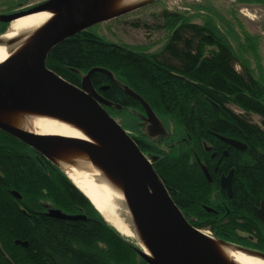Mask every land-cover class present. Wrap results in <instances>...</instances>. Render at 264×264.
Listing matches in <instances>:
<instances>
[{
  "label": "trees",
  "instance_id": "1",
  "mask_svg": "<svg viewBox=\"0 0 264 264\" xmlns=\"http://www.w3.org/2000/svg\"><path fill=\"white\" fill-rule=\"evenodd\" d=\"M164 22L168 40L155 53L117 45L86 30L56 46L47 68L80 87L83 75L105 69L111 76L95 72L91 82L113 104L106 107L108 111L147 117L130 90L160 119H173L176 135L167 134L160 144L147 130L129 125L140 149L156 158L154 168L173 201L186 218L196 219L197 223L191 222L195 228L264 252V226L255 213L264 199V84L245 68L228 36L213 21L201 25L166 12ZM177 135L183 138L174 142ZM218 135L238 140L249 150L229 146ZM204 144L219 149L222 160L218 172L208 167L211 182L198 161L208 157L199 150L205 149ZM166 145L167 151L162 150ZM226 149H231L229 157H223ZM232 169L230 199L220 187V177ZM13 191L23 200L14 201ZM42 201L64 213L81 211L87 220L44 216ZM213 205L216 211H208ZM251 236L260 240L259 248L246 244ZM17 240L29 246L16 245ZM127 242L43 154L0 129V264H129L136 255L141 264H149L143 252Z\"/></svg>",
  "mask_w": 264,
  "mask_h": 264
},
{
  "label": "water",
  "instance_id": "2",
  "mask_svg": "<svg viewBox=\"0 0 264 264\" xmlns=\"http://www.w3.org/2000/svg\"><path fill=\"white\" fill-rule=\"evenodd\" d=\"M95 1L52 0L42 6L1 17L3 22L13 23L26 16L72 6L71 11L52 26L32 55L0 67V106L46 111L75 119L90 127L110 150L117 164L130 209L151 252V256L143 252L149 264H219L205 247L201 230L185 218L173 201L153 166L156 158L151 161L141 151L135 139L106 110V107H112L113 104L93 87L91 76L95 72L108 76L111 73L102 68H94L83 77L80 87L47 68L48 56L56 46L102 22L83 23ZM129 93L143 106L153 134L162 131L158 136H163L165 129L151 107L133 91L129 90ZM0 129L20 139L51 161L37 136L11 126H0ZM218 137L234 148H247L240 141L219 135ZM203 171L211 181L207 169L203 167ZM233 175L234 171H231L221 182L230 198ZM13 195L21 198L18 192L14 191ZM262 207L263 210L259 211L258 216L264 222V203ZM207 210L212 212L211 209ZM52 215L63 220L87 219L84 216H67L58 212H53ZM15 244L22 247L29 245L28 242L20 240Z\"/></svg>",
  "mask_w": 264,
  "mask_h": 264
},
{
  "label": "bare ground",
  "instance_id": "3",
  "mask_svg": "<svg viewBox=\"0 0 264 264\" xmlns=\"http://www.w3.org/2000/svg\"><path fill=\"white\" fill-rule=\"evenodd\" d=\"M159 1L163 0H96L83 23L109 20ZM71 9L72 6L61 7L11 23L0 35V67L32 55L52 26ZM0 126H11L40 138L41 147L52 163L95 209L122 235L135 237L144 252L151 256L130 209L112 153L87 124L46 111L0 106ZM120 204L124 208L118 211ZM110 215L118 221H113ZM200 232L205 247L219 264H264V254L224 242L208 232Z\"/></svg>",
  "mask_w": 264,
  "mask_h": 264
},
{
  "label": "rangeland",
  "instance_id": "4",
  "mask_svg": "<svg viewBox=\"0 0 264 264\" xmlns=\"http://www.w3.org/2000/svg\"><path fill=\"white\" fill-rule=\"evenodd\" d=\"M5 1H9V4L12 3V10L16 13L15 9L20 8L19 2L25 5L45 0H4L3 2ZM27 10L28 9H21L17 11V13ZM166 12L183 15L192 23L201 25H204L208 21H213L220 31L228 36L232 48L241 59L245 68L248 69L260 83L264 84V2L255 0H163L147 4L137 10L118 17L98 22L94 25L95 27L90 28L89 31L117 45L128 46L136 51L152 54L160 50L168 40L169 32L164 27V13ZM133 23L146 25L135 27ZM147 24L149 26H147ZM151 27L160 28L152 29ZM82 77H85V75ZM88 89L89 92L92 91L90 87ZM109 112L110 114H114V111ZM158 113L160 114V112ZM113 118L132 136L133 133L129 129V125L136 127V130L138 129L137 131L142 128L144 133H146L147 130L149 135L154 136L153 140L157 144L162 142L164 135H169V133L176 135L174 133L175 128L173 119L170 117H161L163 121H165L164 123H166L167 131H164L166 134L164 133L163 136H158L162 131L159 133L154 132L153 134L152 125L148 126L147 117L143 113L126 112L123 114H114ZM256 120H258V118H256ZM136 135L141 136L138 132H136ZM173 137L174 142L178 141L181 137L183 138V136L178 135ZM162 147V150L167 151V145ZM183 149L187 148L185 147ZM147 156L151 158V161L155 160L154 155ZM213 197H216V194H213ZM215 207L216 206L213 205V208ZM123 208L124 207L121 205L118 211H121ZM48 209H52L51 211L53 212L62 213L67 216L70 214L79 215V213H81V211H74L65 214L66 212L57 211L51 207ZM49 210L47 212H49ZM117 212L115 213L119 219L125 221L123 216ZM100 216L115 232H117V234L128 241L127 243L136 249V251L141 249L135 237H125L114 225L110 224L104 216ZM109 217H111L113 221H118L113 215ZM192 220L194 223H197L195 218H192ZM99 245L102 246L101 244ZM141 260L142 259L136 255L132 260L133 262L129 261V264H141L143 263Z\"/></svg>",
  "mask_w": 264,
  "mask_h": 264
},
{
  "label": "flooded vegetation",
  "instance_id": "5",
  "mask_svg": "<svg viewBox=\"0 0 264 264\" xmlns=\"http://www.w3.org/2000/svg\"><path fill=\"white\" fill-rule=\"evenodd\" d=\"M4 0H0V31H3L6 27H7V25L8 24H6L5 22H3L2 20H1V17H3V16H9V15H11V14H14L15 12H14V10H12L13 9V7L11 6V4H9V1H5V2H3ZM50 1H52V0H45V1H42V2H37V3H32V4H23L22 2H19V6H20V8H18V9H15V11L17 12V11H19V10H23V9H33V8H36V7H39V6H42V5H44V4H46V3H48V2H50ZM95 27V26H94ZM93 28V27H92ZM224 137V136H223ZM228 138V137H227ZM230 139H232V138H230ZM235 140V139H234ZM238 141V140H237ZM244 144V143H243ZM230 146V145H229ZM247 146V145H246ZM204 147H205V149H199L200 151H202V150H204V152H206L207 154H208V157H199L198 158V161H199V163L201 164V167H202V170H203V167L205 168V169H207V171H208V173H209V176H210V178H211V180H212V177H211V173H210V171H209V169H208V167L209 168H211V169H213V172L215 173V172H218L219 171V168H220V165H221V159H218L219 158V152H218V150L219 149H215L213 146H210V145H206V144H204ZM206 148H209V149H206ZM187 150H191V149H187ZM239 150H241V149H239ZM246 150H249L248 149V146H247V148L245 149V150H241V151H246ZM229 152H231V149H226L225 151H224V156L223 157H229L230 156V153ZM231 171H234V175H233V178H232V182H231V192H232V197L230 198L229 197V195H228V192H227V190H225V189H223L222 188V186H221V182H222V179L224 178V177H227V175L226 174H224V175H221V177H220V187H221V189L223 190V191H225L226 192V195L228 196V198H230V199H233V197H234V178H235V169H232ZM204 172V171H203ZM14 192V191H13ZM13 192H11V195H12V197H13V199H14V201H16V202H18V201H22L23 200V196L20 194V196H21V198H17V197H15L14 195H13ZM15 192H17V191H15ZM264 203V199L261 201V204L258 206V207H256V209H255V213H256V215H257V218H258V220L260 221V224L261 225H263L264 226V222L259 218V216H258V214H259V211H261V210H263V207H262V204ZM41 205H42V212H40V214H43L44 216H46V215H51L52 213H53V211H51L52 209H48L49 207H51L52 208V206L50 205V202L49 203H47V201H42L41 202ZM47 206H49V207H47ZM212 211H216V209L215 208H212V207H209ZM209 208H207V209H209ZM217 208V207H216ZM54 209V208H53ZM21 210L24 212L25 211V208L23 207H21ZM49 210V212H47ZM59 211H61V210H59ZM65 214H67V213H65ZM79 215L80 216H84V217H87L83 212H81V213H79ZM79 215H76V214H70L69 216H79ZM188 220H189V222H191L192 221V219L191 218H187ZM84 220H87V219H84ZM18 241V240H17ZM21 241V240H20ZM16 242V241H15ZM29 244V243H28ZM246 244L247 245H251V246H253V247H255V248H259L260 247V245L262 244L261 242H260V240L259 239H257V238H255L254 236H251V238H250V241L249 242H246ZM29 246V245H28ZM250 246V247H251ZM251 249H253V248H251ZM256 250V249H255ZM259 251V250H258Z\"/></svg>",
  "mask_w": 264,
  "mask_h": 264
}]
</instances>
